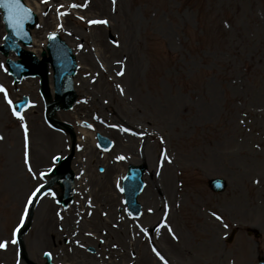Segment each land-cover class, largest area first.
<instances>
[{
	"label": "rangeland",
	"instance_id": "1",
	"mask_svg": "<svg viewBox=\"0 0 264 264\" xmlns=\"http://www.w3.org/2000/svg\"><path fill=\"white\" fill-rule=\"evenodd\" d=\"M25 1L36 8L35 54L47 52L48 36L56 33L78 65V103L55 113L78 138L71 162L76 194L67 208L56 205L50 194L62 201L64 191L54 183L47 201L36 204L22 236L30 261L45 264L43 252L50 251L52 264H162L154 247L168 264H258L264 257V0ZM96 19L107 26H89ZM5 37L1 19L0 46ZM18 58L0 53V86L12 102L27 97L32 103L24 113L28 162L21 121L0 93V241L11 238L26 198L42 182L33 175L49 176L52 159L72 150L70 134L47 123L53 105L40 92V78L15 83L7 60ZM50 85L56 102L52 73ZM97 135L111 140L110 151L99 149ZM130 166L145 168L140 219L130 217L115 188ZM215 178L226 181L223 193L210 190ZM44 226L56 233L54 242L36 236ZM0 264H16L15 246L0 251Z\"/></svg>",
	"mask_w": 264,
	"mask_h": 264
},
{
	"label": "snow or ice",
	"instance_id": "2",
	"mask_svg": "<svg viewBox=\"0 0 264 264\" xmlns=\"http://www.w3.org/2000/svg\"><path fill=\"white\" fill-rule=\"evenodd\" d=\"M43 2L44 3H48V0H43ZM112 4H113V6H115L116 0H112ZM61 7H63V5H61ZM71 7L73 9L80 8V7H87V4H84V5L72 4ZM0 8H3L5 10V12L8 14L9 23H12V21L15 19L16 15L18 14V10L20 9V3H19V0H0ZM24 12L27 14V10L26 9L24 10ZM67 14L68 13H66V12H60L59 13V15H61V16H64V15H67ZM80 19H83V17H80ZM88 24H89V26H92V25H104V26H107L108 21L107 20H103V19H96V20L88 21ZM49 39L54 40L55 37L54 36H50ZM118 46L119 45H117V47ZM117 75L123 76L124 72L123 71H118ZM0 93H3L5 101L12 108V115L15 116L18 120L21 121V127L23 129L24 147H25L24 157H25V163H27L28 162L27 149H28V139H29L28 126H27L26 123H24V116L22 115V113L18 112L16 110V108L13 106L12 100L8 98V93L2 86H0ZM120 93L124 94V89L123 88H120ZM121 131L128 132L129 130L128 129H121ZM131 134L132 135H136V133H134V132L131 133ZM0 140H3V137H0ZM161 143H164V141L161 140ZM167 157H168V153L166 151H164L162 153L163 160L166 161L167 163H171L172 161L167 159ZM59 159H60V157L54 158L53 163H55ZM119 159L123 160V159H125V157L121 156V157H119ZM161 166H163V165H161ZM28 171H29V173H31L32 172V168L29 167ZM46 175H48V174L44 173L40 177H37L36 175H33V179H38V178L39 179H43V177L46 176ZM256 183H259V181H256ZM41 193H42V186L41 185H37L35 187V189L29 194V196L25 200L24 207L22 209V213H21L20 218H19V224L13 230V232L11 234V238L10 239H5L3 241H0V251H7L10 245L16 247V264H20V251H19L20 241L18 239V234L20 233L21 229L24 227L25 222L28 219L29 209L33 206L34 202L40 198ZM44 194L47 195V193H44ZM53 199H55L54 195H53ZM215 218L217 220H221L222 219L218 215L215 216ZM164 219L166 221L167 220V216H165ZM161 227L167 228L169 233L172 232V229L170 227H168V225L166 223L161 224ZM140 231L142 233H144L145 235H147V231L145 229L141 228ZM157 231H159V229H157ZM173 239H176L175 235H173ZM152 251L156 254V256L161 261H163V264H167V262L164 260V257L155 248H153ZM44 255L51 259V253L45 252Z\"/></svg>",
	"mask_w": 264,
	"mask_h": 264
},
{
	"label": "bare ground",
	"instance_id": "3",
	"mask_svg": "<svg viewBox=\"0 0 264 264\" xmlns=\"http://www.w3.org/2000/svg\"><path fill=\"white\" fill-rule=\"evenodd\" d=\"M91 1H95V4H97V2L99 1H97V0H91ZM27 5L28 6H30V7H32V4L31 3H28L27 2ZM34 11H36V9H34ZM99 39V41H98V45L101 47L100 49L101 50H103V51H105V52H108V49H110L107 45H106V43L103 41V38H101V37H99V35L96 37V39H95V41H97ZM86 134L88 133V132H85ZM93 139H94V134H93ZM37 156H41L40 154H37ZM112 174H113V171H112ZM111 174V175H112ZM101 180H103V179H101ZM107 188H109V190H108V193L112 196L111 198H110V201H113V202H115V199H116V197L114 196L115 194L113 193L115 190L112 188V186H111V180H110V178H107ZM149 197H151V194H150V192L147 194V197H145V200H146V202L145 203H149ZM149 208V207H148ZM42 211L45 209L44 208V206H41V208H40ZM40 210V211H41ZM99 223H100V221H98ZM103 224H104V222H103ZM49 228V226H44V227H41V228H39V230L37 231V237H39V238H45V239H48V235L46 234V235H44L45 233H50V230L48 229ZM124 228V227H123ZM164 230V229H163ZM88 235H89V233H87ZM51 236H50V238L52 237L53 238V241H54V238H55V236H56V233H52V234H50ZM111 236L115 239L116 237L117 238H120V240L122 239V237H121V233L120 232H111ZM124 237L127 239V232H126V230H125V228H124ZM168 243H170V241L168 240V239H165V243H162L161 245H163L164 247L168 244ZM133 246V245H132ZM129 247H131V245H129V243H128V246L126 247L127 249L129 248ZM76 258H78L79 259V261H82L83 259L84 260H89L88 259V257L86 256V258H84V257H80V256H77ZM103 258V257H102ZM167 258V257H166ZM143 262H146L147 264H148V262L146 261V260H142ZM169 261V260H168ZM167 261V262H168ZM170 262V261H169ZM153 264H155V263H153Z\"/></svg>",
	"mask_w": 264,
	"mask_h": 264
},
{
	"label": "water",
	"instance_id": "4",
	"mask_svg": "<svg viewBox=\"0 0 264 264\" xmlns=\"http://www.w3.org/2000/svg\"><path fill=\"white\" fill-rule=\"evenodd\" d=\"M71 72H72V71H71ZM70 75H71V74H70V71L67 72V73H64V74L62 75L61 79H59V85H61V86H65L66 84H69ZM71 95H72V93H71ZM71 95H70V96H71ZM71 99H72V101L74 100V99L72 98V96H71ZM69 103L72 104L71 101H69Z\"/></svg>",
	"mask_w": 264,
	"mask_h": 264
}]
</instances>
